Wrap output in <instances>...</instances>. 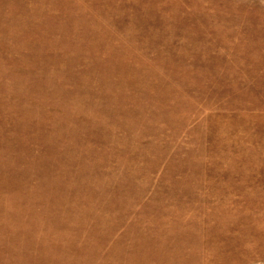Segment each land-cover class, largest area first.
<instances>
[{
	"label": "bare ground",
	"instance_id": "bare-ground-1",
	"mask_svg": "<svg viewBox=\"0 0 264 264\" xmlns=\"http://www.w3.org/2000/svg\"><path fill=\"white\" fill-rule=\"evenodd\" d=\"M246 1L0 0V264H264V227L187 203L200 158L237 162L206 125L264 129Z\"/></svg>",
	"mask_w": 264,
	"mask_h": 264
},
{
	"label": "rangeland",
	"instance_id": "rangeland-1",
	"mask_svg": "<svg viewBox=\"0 0 264 264\" xmlns=\"http://www.w3.org/2000/svg\"><path fill=\"white\" fill-rule=\"evenodd\" d=\"M242 1H246V0H242ZM249 1L248 0L246 1L248 6L250 4L249 7L247 6V8H251V6H252L251 4L254 3L255 6H257V8H260L261 12H260L254 26H252L253 28H250L249 26L247 27V25L244 26L246 28H244L243 26H239V28L243 27L244 29L243 28L242 29L245 32L246 31H248V32L253 31V32H255L254 34H256V35H257V33H259V34H261V36H264L263 35V32H264L263 26H262V24L259 26L258 22H257L260 19L259 18L260 15L264 14V9H262V8H264V0H249ZM157 15L160 16L161 18H158ZM161 15H162L161 12L155 14L156 18L153 19V21L158 22V21L162 20L164 15H162V16ZM117 18H118V16L116 15L115 19H117ZM126 19H127V16H126L125 20ZM101 23L104 25L103 21H101ZM242 25H244V24H242ZM104 27H106V26H104ZM257 27H258V29H257ZM254 28H256V29H254ZM259 29L260 30L263 29V32H260ZM111 30L112 29H109L108 31H111ZM257 30H259V31H257ZM178 33H180V31ZM47 35H49V33L46 34L45 36H47ZM50 35H53V34H50ZM173 38H175V39H173ZM173 38H172L173 41H180V37H177V38L173 37ZM178 38H179V40H178ZM233 38H235V37H231V40H233ZM39 40L40 39H35L34 41H39ZM261 40L264 41V37H262ZM212 41H214V40H212ZM178 44H179V42H178ZM215 52H224L225 53V50L216 48ZM220 103H222V102L219 101L218 104H220ZM170 106H172V105L168 104L166 107L168 108ZM134 115H135V117H137L136 113ZM175 115L177 116L178 119L180 118L179 115H177V114H175ZM122 120L129 122V118L125 117V116L122 117ZM194 124H195L194 122L191 123L192 127L194 126ZM217 124L218 123L213 125V123H212V124H209V126L206 125V128H208V129L211 128L210 130H212V132H215L216 136L223 138L221 140L224 143L223 149L227 151L226 154H228V155L229 154L233 155V153H234L232 158L236 159L237 162L233 163V162H231V160H228V162H224V160L220 161L218 158L219 156H215V155H213L212 157L205 156V157L200 158L201 161L204 162L203 163L204 165L202 167H199L200 170H196L194 172L197 180L189 178V177H191L190 175L193 173V169H191V168L187 169L185 167L182 169L181 173H179V174L175 173L173 177H175L176 179H181V178L185 177V174L191 172L189 174V177H188L189 182L193 183V184L198 183L200 185H198L195 188L196 189L195 194L197 196V198H195L196 200H194V201L191 200L192 202H190L188 199L187 203L190 206H194V205H200L201 206L202 205L203 210H204V208H205V210H210L212 208H215L216 205H219L222 203L221 205H224L226 210L231 212V213H229L230 215H236L239 219H241V222L239 224L240 226H245V227L250 226L253 228V230H252L253 235L256 238H259L260 242L258 244V247H260L262 236L259 235V233H261L262 232L261 230H263V229H258L257 226H259L261 228L264 227V162H263L264 161V159H263L264 158V144H263L264 143L263 142L264 141V135H263L264 129H259L257 127H251L250 131H243L239 127L230 126V127H225V129H222V131H224L222 133V132H219L220 128H219V125H217ZM187 127L189 128V125ZM228 128H230V129H228ZM170 131L171 130L169 129L168 132H170ZM184 131L185 132H182L181 136H180L181 141L175 140L174 137L169 138L168 137L169 134H167V138H169L170 141H166V146L163 148V150H165L164 154H163V156L162 155L160 156L162 158V161L159 163V167L156 170H154L151 174L152 181L149 185V190H150L149 194L146 195L147 198L145 197L146 201L151 200L150 195L153 193L154 189L164 188L163 187L164 181H163L162 175L166 174L169 170V164L167 163V160H169V157L173 156V152L175 150V147L176 146L178 147V145H183V148H189V144H188L189 136L187 133V129ZM242 132H244L245 135ZM221 133H222V135H220ZM120 134H121V132H120ZM240 134H241V136H240ZM249 137L251 140H249ZM244 142H245V144H244ZM219 143H217V144H219ZM90 144H92V143H90ZM164 145H165V142L163 143L162 146H164ZM175 154H177L176 156L179 155V153H175ZM223 154H225V153H223ZM157 156H159V155H157ZM171 158L173 159V157H171ZM213 159H214V161H213ZM197 161H200V160L198 159ZM214 162H216L217 164ZM250 162H251V164H250ZM233 164H236L237 166H233ZM218 168H219V170H218ZM129 172H131V171H129ZM143 176L139 177V179H141L140 181H144ZM205 178H207V179H205ZM219 194H221V195H219ZM215 199H217V200H215ZM258 263L261 264L260 261H257V264Z\"/></svg>",
	"mask_w": 264,
	"mask_h": 264
}]
</instances>
